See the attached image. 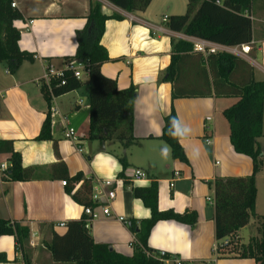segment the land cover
Segmentation results:
<instances>
[{
  "label": "crops",
  "instance_id": "1",
  "mask_svg": "<svg viewBox=\"0 0 264 264\" xmlns=\"http://www.w3.org/2000/svg\"><path fill=\"white\" fill-rule=\"evenodd\" d=\"M13 2L23 16L14 22L21 33L20 49L34 53L36 59L23 62L15 73L10 72L6 63L0 62V141L13 142L14 150L21 154L22 165L33 168L36 178L29 181L0 179V219L28 226L31 235L32 232L37 233L32 239L30 236L28 252L31 264H74L53 261L45 245L53 232L63 234L69 221L86 216L84 206L72 197L80 183L64 186L65 169L54 168L59 162L65 163L69 176L81 172L83 178L91 179L92 187L97 184V179L115 181L116 197L111 202L113 215L107 217L95 207L100 217L91 223L89 232L96 243L109 244L125 256L134 254L132 242L136 237L128 222L149 218L150 210L142 200L133 196L132 186L145 187L157 181L160 210L192 211L198 220L194 227L177 221L158 222L148 240L153 250H165L188 264H256L253 259L230 255L218 258L215 252L217 243L221 241H217L215 236L212 183L217 177H248L253 173L252 159L235 152L229 137L228 121L224 117L227 126L222 121L224 110L238 98L211 96L172 100V86L162 82L161 78L171 62V39L179 38L176 36L179 33L171 31L167 22L163 19L159 22L152 15L150 7L153 0L144 11L133 12L122 10L107 0ZM92 2L101 3L105 15L122 17L105 23L101 44L107 49L110 60L103 64L102 73L116 79L119 89L136 87V142L129 146L89 138L87 84L54 97L50 107L38 82L46 66L63 68L67 58L76 54V32L85 27ZM251 13L257 23L253 22L250 53L241 58L252 65L254 79L264 81V0H255ZM158 23H166V27ZM154 27H162L167 32L153 34ZM172 108L181 127L189 130L180 140L189 163L174 159L170 146L159 138L163 133L164 118ZM48 115L53 139L38 140ZM68 127L77 130L79 144L66 139L64 133ZM258 142L264 150V136ZM78 146L82 152L78 151ZM165 147L169 149L167 156L162 152ZM0 163L9 166L11 154L0 153ZM135 169L143 170L147 177L134 180ZM121 172L124 176L119 175ZM175 172L179 177L174 176ZM261 176H264V166L256 176L257 216L264 215V182ZM172 182L173 187L170 186ZM120 216L127 223L119 221ZM252 216L249 224L236 233L240 243H248V240L243 242L244 234L250 239L251 231L254 230V235L257 233V218L253 220ZM61 223H66V226H60ZM0 253L7 256V261L0 264H26L13 236L0 237Z\"/></svg>",
  "mask_w": 264,
  "mask_h": 264
},
{
  "label": "trees",
  "instance_id": "2",
  "mask_svg": "<svg viewBox=\"0 0 264 264\" xmlns=\"http://www.w3.org/2000/svg\"><path fill=\"white\" fill-rule=\"evenodd\" d=\"M114 6L128 11H144L152 0H107ZM255 0H199L198 6L180 15H171L168 29L183 35L210 40L227 46L249 43L253 39V21L246 12L251 13ZM13 0H0V62L7 64L15 73L25 61L34 62V53L20 49V31L14 26L22 14L12 7ZM252 14V13H251ZM253 15V14H252ZM120 15H105L99 2H92L87 15V23L76 32L78 48L74 56L66 61L77 59L89 62L90 73L85 82L67 74L65 83L52 84L53 96L69 93L83 84L89 86V138L100 142H120L129 146L136 142L134 136L135 86L119 89L116 79L102 73V66L110 60L107 49L101 44L105 23L109 19H121ZM171 62L162 82L172 86V100L198 97H237L236 103L224 110L223 114L230 128V141L235 152L249 156L253 161V173L248 177H217L213 183L215 204V236L217 241L229 240L226 246L219 247L218 258L233 256L253 259L256 264H264V215L257 216V234L251 236L247 244L240 243L236 237L239 229L249 224L256 214L257 186L256 176L264 166V150L258 139L264 136V81L254 79L252 65L240 56L218 53L204 56L193 50V44L185 39L172 38ZM42 93L51 107L52 96L46 87ZM50 114V113H49ZM178 119L174 108L165 116L163 133L159 137L171 148L174 159L189 163L180 140L183 134H171L170 121ZM48 115L44 121L38 140H51L52 128ZM55 143V151H57ZM0 153L11 154V164L3 171L0 179L10 181H29L36 178L34 169L22 165L21 154L14 150L10 140L0 141ZM125 166L123 158L120 159ZM65 169L66 183H80L72 197L79 204L96 206L92 201V181L83 178L81 172L69 176L64 162L54 165ZM124 176V172L119 174ZM133 196L142 200L150 210V217L128 222L136 237L134 254L125 256L111 248L109 244L94 241L85 226V216L67 223L63 234L52 233L46 247L51 258L59 263L74 264H162L147 252L153 250L148 243L150 233L160 221H177L194 227L198 216L195 212L176 213L159 208L158 182L149 186H132ZM10 235L15 238L26 264H31L29 246L31 230L18 222L0 219V237ZM7 256L0 253V262Z\"/></svg>",
  "mask_w": 264,
  "mask_h": 264
},
{
  "label": "built area",
  "instance_id": "3",
  "mask_svg": "<svg viewBox=\"0 0 264 264\" xmlns=\"http://www.w3.org/2000/svg\"><path fill=\"white\" fill-rule=\"evenodd\" d=\"M216 2L218 4L221 3L220 0H216ZM12 7L16 8L15 2H12ZM246 14L250 16V19L252 21L255 20L254 16L250 12H246ZM168 20H169L168 16L163 17L164 22H168ZM153 31H154L153 34L167 32L162 27H154ZM176 36H179V38L191 42L193 44V50L202 53L204 56H208L210 54H218V53H229L240 57H247V55L250 53L251 45H252V42H249L236 46H227L206 39L189 37L181 33L176 34ZM89 73H90L89 62L79 61L77 59H71L65 62L63 68L46 66L44 69V73L38 82L41 85V87H46L50 95L54 98L55 96H53L52 84L54 83H58L59 85L64 84L65 83L64 79L67 74H71L77 80L83 81V79H86L88 77ZM208 119H210V117ZM64 134L66 139L76 144L80 143V138L75 128L68 127L65 130ZM78 151L82 152L83 149L80 146H78ZM8 167L9 166L6 165L5 163H0V175L2 174L3 171L7 170ZM174 176L176 178L179 177V173L175 172ZM146 177L147 174L143 170L135 169L133 173L134 180H142L145 179ZM114 182L115 181L111 179H97V184L92 189V201L94 202V204H96L95 207L100 208L102 214L107 217H111L113 215L111 202L116 197V192L113 189ZM62 184L66 186L67 185L66 180L62 181ZM173 185L174 182L170 184L171 187H173ZM95 207L94 206L84 207V213L86 215L84 222L87 229H90L91 223L95 219H98L100 217V213L98 210H95ZM118 220L127 223L126 219L122 216L118 217ZM60 226H66V223H61ZM36 235L37 233L32 232L31 239L34 238ZM135 243H137L136 239L132 242V246H134ZM228 243H229L228 239H225L217 243L215 247V252L219 254L220 253L219 247L226 246ZM147 254L156 257L162 262V264H188L185 260L175 257L165 250H160L157 251L156 253L147 252Z\"/></svg>",
  "mask_w": 264,
  "mask_h": 264
},
{
  "label": "rangeland",
  "instance_id": "4",
  "mask_svg": "<svg viewBox=\"0 0 264 264\" xmlns=\"http://www.w3.org/2000/svg\"><path fill=\"white\" fill-rule=\"evenodd\" d=\"M189 1H191L190 11L195 9L196 6H198V4H199V0H153V3L151 4V7H150V12L160 22L161 19H163L164 15L170 16L173 14H185V13L189 12V8H190V7H188ZM258 2H260V1H258ZM256 3L257 2H255V4ZM176 12H179V13H176ZM255 17H256V15H255ZM253 22L256 24L257 23L256 19L253 20ZM158 25L166 27V23H158ZM83 81H85V79H83ZM85 86H87V85H85ZM222 119H223L222 121L224 123V121H225L224 116H222ZM224 125L227 126V123H224ZM261 177H262L261 180L264 182V176H261ZM255 218H256V214H254L252 216L253 220ZM250 227H254V226H250ZM251 232H252V236H255L257 234L256 233L254 235V230ZM255 232H257V229ZM243 236L245 237L243 242H246V240H248V242H249L248 237H246L247 235L244 234Z\"/></svg>",
  "mask_w": 264,
  "mask_h": 264
},
{
  "label": "clouds",
  "instance_id": "5",
  "mask_svg": "<svg viewBox=\"0 0 264 264\" xmlns=\"http://www.w3.org/2000/svg\"><path fill=\"white\" fill-rule=\"evenodd\" d=\"M170 125H171V134L173 136L177 135V134H187V132L189 131L186 127H181L180 121L177 119H172L170 121ZM163 154L165 156L168 155L169 149L167 147H165L162 150Z\"/></svg>",
  "mask_w": 264,
  "mask_h": 264
}]
</instances>
